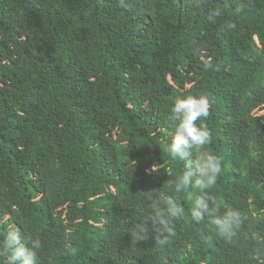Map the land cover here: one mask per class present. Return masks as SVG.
Listing matches in <instances>:
<instances>
[{"label":"trees","instance_id":"obj_1","mask_svg":"<svg viewBox=\"0 0 264 264\" xmlns=\"http://www.w3.org/2000/svg\"><path fill=\"white\" fill-rule=\"evenodd\" d=\"M182 94L210 99L212 192L247 217L230 243L188 192L165 246L131 234L148 195H177L183 162L161 148ZM9 228L41 241L39 264H264V0H0Z\"/></svg>","mask_w":264,"mask_h":264},{"label":"clouds","instance_id":"obj_2","mask_svg":"<svg viewBox=\"0 0 264 264\" xmlns=\"http://www.w3.org/2000/svg\"><path fill=\"white\" fill-rule=\"evenodd\" d=\"M211 18V17H210ZM206 68H213L211 61ZM210 99L207 95H177L171 107L174 132L170 143H165L161 151L172 161H182L183 169L174 179L173 187L177 195H148L143 207L137 209L138 220L131 234L143 241L155 235V243L163 247L175 235V224L185 216L179 194L188 192L192 200L190 219L196 224L207 222L224 241L232 242L241 230L247 217L234 207L221 212V203L212 189L222 173L221 159L207 150L211 142V131L204 123L209 115ZM203 118V119H202ZM199 121V122H198ZM198 193L194 197L190 190ZM41 241L22 237L20 231L9 228L0 232V258L4 264H39Z\"/></svg>","mask_w":264,"mask_h":264},{"label":"rangeland","instance_id":"obj_3","mask_svg":"<svg viewBox=\"0 0 264 264\" xmlns=\"http://www.w3.org/2000/svg\"><path fill=\"white\" fill-rule=\"evenodd\" d=\"M261 112H263V111H261ZM261 112H260V113H261Z\"/></svg>","mask_w":264,"mask_h":264}]
</instances>
